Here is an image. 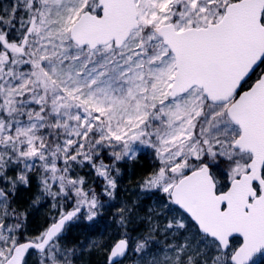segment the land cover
I'll list each match as a JSON object with an SVG mask.
<instances>
[{
    "label": "snow or ice",
    "instance_id": "obj_1",
    "mask_svg": "<svg viewBox=\"0 0 264 264\" xmlns=\"http://www.w3.org/2000/svg\"><path fill=\"white\" fill-rule=\"evenodd\" d=\"M144 153L118 200L119 165ZM86 252L264 260V0H0V264Z\"/></svg>",
    "mask_w": 264,
    "mask_h": 264
},
{
    "label": "trees",
    "instance_id": "obj_2",
    "mask_svg": "<svg viewBox=\"0 0 264 264\" xmlns=\"http://www.w3.org/2000/svg\"><path fill=\"white\" fill-rule=\"evenodd\" d=\"M121 168V175L118 177L119 186H120V197L128 198V197H134L135 194L129 195L127 193V189H131L132 187H135L134 185H137V181L140 177L146 175V172H148V164L147 163H138L134 165H130L127 169L125 164L119 165ZM88 169H84L81 174L84 175L87 173ZM89 182L91 183L95 177L89 176ZM96 185L93 184V187ZM97 191L99 189L97 188ZM29 195L28 191H22L20 193L21 200H25ZM147 200V199H146ZM147 205V203H145ZM40 216V217H39ZM41 214H39L36 210H33L32 215L30 216V227L33 229H38L42 225H44L46 222L44 220V217ZM104 223L105 222H101ZM89 235H95L98 236L99 234H93L92 232L89 233ZM102 256H97L94 253H89V258L87 259L86 264H99V262L103 261ZM264 264V263H263Z\"/></svg>",
    "mask_w": 264,
    "mask_h": 264
},
{
    "label": "rangeland",
    "instance_id": "obj_3",
    "mask_svg": "<svg viewBox=\"0 0 264 264\" xmlns=\"http://www.w3.org/2000/svg\"><path fill=\"white\" fill-rule=\"evenodd\" d=\"M140 164V163H147L149 168H148V172L152 169V167L154 166L153 163V159L150 155V153H144L141 154L137 160L133 161V162H124L122 164H125L127 169L129 168L130 165H134V164ZM147 174V172H146ZM89 178V177H88ZM135 187H132L131 189H127V193L129 195L135 194L133 189L136 188V185H134ZM119 200V197L117 198ZM144 203L150 204L151 200H145ZM51 209V204L50 202L45 203L43 206L35 209L39 214H41L44 217V220L46 222V217L49 213ZM41 216V217H42ZM40 217V216H39ZM104 227H106V224L101 223L99 226H97L96 228H92V227H85L84 224L81 225H77L75 227L72 228V230L69 232L68 234V238L70 240H72L73 242H77V240H81L84 241L85 243L88 242V239L91 237L93 239L97 238L98 236L95 235H89L90 232H92L93 234H100V232L104 229ZM40 228V227H39ZM95 254V253H94ZM89 258V253H85L83 256V260L85 261V264L87 263V259ZM264 260L260 261V264H263ZM125 264H130L129 261H125Z\"/></svg>",
    "mask_w": 264,
    "mask_h": 264
}]
</instances>
